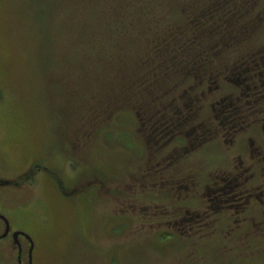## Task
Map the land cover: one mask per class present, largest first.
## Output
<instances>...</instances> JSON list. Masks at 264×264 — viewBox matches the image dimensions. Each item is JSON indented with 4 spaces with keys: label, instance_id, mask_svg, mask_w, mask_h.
Here are the masks:
<instances>
[{
    "label": "rangeland",
    "instance_id": "1",
    "mask_svg": "<svg viewBox=\"0 0 264 264\" xmlns=\"http://www.w3.org/2000/svg\"><path fill=\"white\" fill-rule=\"evenodd\" d=\"M125 1L0 0V214L32 238L33 264H264V199L203 215L224 145L155 171L141 128L264 45V0ZM243 176L264 198V171Z\"/></svg>",
    "mask_w": 264,
    "mask_h": 264
},
{
    "label": "flooded vegetation",
    "instance_id": "2",
    "mask_svg": "<svg viewBox=\"0 0 264 264\" xmlns=\"http://www.w3.org/2000/svg\"><path fill=\"white\" fill-rule=\"evenodd\" d=\"M244 52L231 58L233 60L222 70L217 65L212 66L208 74L197 75L200 78L197 89L181 99L189 101L184 104L185 107H175L162 116L141 120V128L146 130L152 159L155 160V171L179 160V150L187 153L195 146H214L217 142L224 145L230 159L227 164L216 168L217 171L213 172V177L205 185L209 194L203 215H215L221 211L238 215L239 209H244L247 201L260 203L264 199L257 201L255 194H251V190L257 192L259 187H248L250 177L246 176L243 180V175L251 170L257 171L260 168L264 171V45L259 50ZM204 86H207L206 93L211 98V111L210 115L202 118L199 113L204 107L201 105L205 97ZM5 92L6 88L0 86V100ZM191 97L194 99L186 100ZM255 131L258 136H255ZM240 142L251 153L246 160L237 154ZM32 157L38 159L39 153ZM30 158L24 159L29 161ZM6 166V159L0 157V167ZM47 170L45 167L44 171ZM219 173L221 175L217 178ZM49 177L57 185V177L51 169ZM27 178L25 181L30 184L34 176ZM259 192L260 196H264V189ZM0 224V264H33L34 244L27 231L12 228L9 218L4 214H0Z\"/></svg>",
    "mask_w": 264,
    "mask_h": 264
},
{
    "label": "trees",
    "instance_id": "3",
    "mask_svg": "<svg viewBox=\"0 0 264 264\" xmlns=\"http://www.w3.org/2000/svg\"><path fill=\"white\" fill-rule=\"evenodd\" d=\"M127 1V3H133L134 1L133 0H126ZM125 1V2H126ZM137 1H139L138 3H136L137 5L138 4H143L144 3V0H137ZM134 5V3L131 5V6H133ZM172 34V33H171ZM174 36H177L178 35V33H174L173 34ZM175 51H176V53H177V55L178 54H181V53H184L185 52V49H184V47L182 46V44L181 45H179L176 49H175Z\"/></svg>",
    "mask_w": 264,
    "mask_h": 264
}]
</instances>
